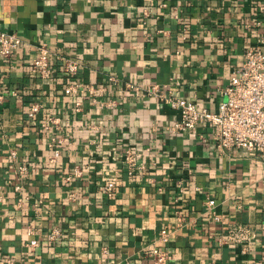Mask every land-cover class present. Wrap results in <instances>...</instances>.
<instances>
[{
  "label": "crops",
  "instance_id": "crops-1",
  "mask_svg": "<svg viewBox=\"0 0 264 264\" xmlns=\"http://www.w3.org/2000/svg\"><path fill=\"white\" fill-rule=\"evenodd\" d=\"M2 31L22 42L0 57V261L154 264L157 246L169 264H264V161L220 153L209 125L174 130L179 110L147 92L158 85L216 111L246 50L264 48V0H0ZM42 44L84 69L69 77L58 60L52 80L38 79ZM72 81L107 90L87 92L77 112ZM50 117L58 128L41 126ZM55 138L65 141L51 163ZM13 149L30 167L23 192ZM240 228L249 240L230 238Z\"/></svg>",
  "mask_w": 264,
  "mask_h": 264
},
{
  "label": "built area",
  "instance_id": "built-area-1",
  "mask_svg": "<svg viewBox=\"0 0 264 264\" xmlns=\"http://www.w3.org/2000/svg\"><path fill=\"white\" fill-rule=\"evenodd\" d=\"M261 24V23H260ZM22 42L21 36L16 32H0V57L8 58L15 52ZM58 60L61 61L60 68L69 77H77L84 69V64L74 58L58 56L47 44H42L37 48V54L32 62V73L38 79L52 80L58 70ZM59 68V67H58ZM111 81L116 78L111 77ZM131 89L139 90L136 84L130 83ZM107 87L85 85L81 81H72L65 86L66 94L77 95L76 111L80 112L83 107L84 96L104 95ZM224 99L220 102L218 109L212 111L206 107L198 106L196 103L178 96L165 94L158 85L151 86L147 90L149 94H154L158 98L169 103L173 108L179 110L180 119L175 123L174 130L194 129L199 126L209 125L215 132V146L220 153L245 154L249 157H260L264 161V48L262 43L250 46L246 52L241 65L235 68L229 83L221 90ZM13 90L12 95H17ZM6 100V95L0 87V104ZM104 104V103H103ZM108 104H115L114 100H108ZM42 111V104L37 100L30 101L28 117L35 119ZM41 126L45 129L58 128V118L50 117L43 121ZM64 139H56L52 146V154L49 162L55 163L62 156V144ZM57 146H56V145ZM11 161L9 167L13 169L17 176L18 184L15 189L18 192L24 191V182L29 177L30 167L25 163H19L18 151L13 149L10 152ZM131 162L134 161L129 156ZM75 174L81 175L82 170L75 168ZM115 187L114 182H109L101 187L103 192L111 194ZM216 201L208 200V207L214 208ZM30 234H34L32 228ZM61 235L60 227L52 230L51 238L55 239ZM249 230L240 228L230 234L232 240H249ZM166 241L167 237L164 238ZM31 248L39 246V240L33 238L28 244ZM148 256L154 264H169L171 254L165 249L157 246L149 250ZM0 264H5L0 261Z\"/></svg>",
  "mask_w": 264,
  "mask_h": 264
}]
</instances>
